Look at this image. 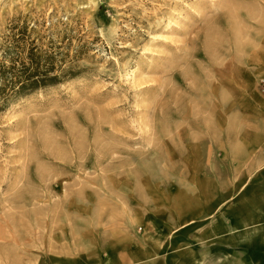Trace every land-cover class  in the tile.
I'll return each instance as SVG.
<instances>
[{
  "label": "rangeland",
  "instance_id": "rangeland-1",
  "mask_svg": "<svg viewBox=\"0 0 264 264\" xmlns=\"http://www.w3.org/2000/svg\"><path fill=\"white\" fill-rule=\"evenodd\" d=\"M13 36L75 75L0 98V264H264V0H0Z\"/></svg>",
  "mask_w": 264,
  "mask_h": 264
},
{
  "label": "trees",
  "instance_id": "trees-1",
  "mask_svg": "<svg viewBox=\"0 0 264 264\" xmlns=\"http://www.w3.org/2000/svg\"><path fill=\"white\" fill-rule=\"evenodd\" d=\"M12 38L13 43L4 51L8 62L6 59L0 62L1 106L5 107L13 98L56 86L75 75L69 69L56 66L54 50L32 46L24 51L19 39Z\"/></svg>",
  "mask_w": 264,
  "mask_h": 264
}]
</instances>
